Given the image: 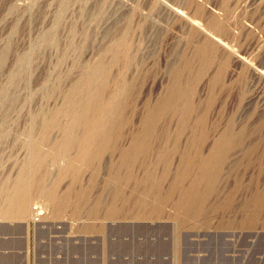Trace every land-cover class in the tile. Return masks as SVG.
I'll return each instance as SVG.
<instances>
[{"label":"rangeland","instance_id":"1","mask_svg":"<svg viewBox=\"0 0 264 264\" xmlns=\"http://www.w3.org/2000/svg\"><path fill=\"white\" fill-rule=\"evenodd\" d=\"M161 1L0 0V92L7 91L1 109L10 121L0 126V264H264V80L255 81L250 71L246 79L240 77L241 66L229 58L225 81L211 90L210 78L225 57L221 49L208 50L217 65L213 61L215 65L203 72L192 69L183 74L181 87L190 78L195 90L189 115L181 113L184 108L180 113H155L147 139L151 154L119 167L120 149L142 133L157 103H179L177 97L167 98L172 70L184 68V61L201 60L196 48L206 39L176 19L167 6L186 11L264 67V0ZM123 12L132 13L128 21L121 17ZM103 67L107 82L86 90L99 94L104 87L107 96L119 83L127 86L120 102L125 125L114 129L111 147L87 167L71 161L74 151L57 155L52 148L60 130L38 124L44 122V114L65 108L76 86H85V75ZM232 69L238 72L234 77ZM200 105H208L205 124L200 122ZM227 127L234 142L219 165L213 188L208 192L204 179L190 197L197 201L177 207L198 176L196 168L183 164L182 154L195 153L194 139L209 147ZM195 130H202L205 140L199 132L195 136ZM163 144L171 152L165 165L155 155ZM35 148L47 162L45 187L68 196V204L55 214L43 197L36 196L27 219L20 217L19 209L8 217L3 189L12 185L22 166H28ZM65 169L68 172L60 176ZM144 178H155L150 181L160 185L155 192L169 196L167 200L144 194ZM174 181L180 189H171ZM69 187L74 190L66 195Z\"/></svg>","mask_w":264,"mask_h":264},{"label":"bare ground","instance_id":"2","mask_svg":"<svg viewBox=\"0 0 264 264\" xmlns=\"http://www.w3.org/2000/svg\"><path fill=\"white\" fill-rule=\"evenodd\" d=\"M153 1H156V3L158 2V4H161V2H162L161 0H153ZM163 6H164V4H163ZM166 8L168 9L167 11H169L170 13H172L176 17V19H180L181 21H184L185 25H187L190 28V30L193 31V33L195 35L198 34L200 36H204V38L206 40H205L204 43L201 44V47L199 48L200 50L198 48H196L198 50V53H196V54H198L200 56L201 60L200 61L198 60L199 64H198L197 61H195V63H193L194 61L193 62L191 61L192 63H190V62L188 63V62L184 61V68L182 66V69L181 68L180 69L177 68V70H176V68H175V69L172 70V82H171V85L167 87V91H166L167 92V98L177 97L178 100H179V103H177V102L176 103H172L170 106L166 107L165 103H164V99H163V100H161L160 102L157 103V105L155 106L154 109H152V110L150 109L151 111L149 112V117L146 118V120L143 122V127L146 128V129L144 128L145 132H143L144 131L143 130L141 134H137V136H135V137L133 136L134 138H132V141L129 143V145L126 147V149L122 150L125 147H122V149H120L121 153H119L120 154L119 157H120L121 162H119L120 166H119V164H118V166L121 169L127 168L128 166H130V163L131 162H135L138 158L140 159L141 155H142V157L143 156L146 157V156L151 154L150 143H147V139H148V137L150 135V128L152 127V124H150V123H151V120H153L152 118L155 117L154 116L155 113L157 115L159 111L161 113V111H166V110L168 112H170V113H171V111L177 113L179 110L183 111L181 108H184L185 110L183 112H181V113L182 114L184 113L185 115H189L188 112L192 111L194 109V107L190 105V98H191L190 96L195 94L194 93L195 90L193 89V86H192L193 85V80L188 78L185 81V86L181 87L182 86V82L181 81L183 80V74L185 72H187V71L188 72L189 71L193 72L194 69H197V71H195L194 73H196V72L200 73V72H203V71L211 68L210 66H212V64L214 66L216 64V61H218V60L215 59L216 61H214V59H213L214 56H211V57L208 56V54H212L211 50L217 51L216 49L218 48L219 51L221 49L223 52H225V54L223 55L225 57L221 60V62H218V63H220V65H219L218 69L216 70V73H214V76H212L210 78V85H211L210 89L211 90L214 89V88L216 89V86L222 85L223 81H225V77H227L226 76L227 75V70L226 69L228 67H230L229 65L231 63V60L233 61V63L235 62L238 66L239 65L241 66L242 71H240V73H239L240 77L242 75H244V78H245L247 76V75H245V74H247V71H250V74L252 75V77H253V79L255 81L261 82V81L264 80V67H263V64L258 66L252 61V58L249 59L246 56H244L245 54L244 55L240 54V52H238L237 49H236L237 50L236 51L234 49V47L232 45H230L226 40H224L223 38H219L217 35H214L211 32L212 29H210L205 24H202V22L199 21L198 19L189 16L186 13V11L184 12L181 9L174 8V7L172 8V7H170V5L167 6ZM126 10H127V8H126ZM124 13H126V12H123V14ZM131 15H132V13L130 12V13L124 14L121 17H126L125 20L128 21L131 18ZM223 26H221V27H223ZM225 30L228 31L229 29L227 27H225ZM225 35H226V33H225ZM48 37H50L49 38L50 42L53 41L52 43H55L54 39L53 38L51 39L52 35L48 36ZM122 40H124L123 37H122ZM120 41L121 40H119V42ZM120 46L121 45H119V47ZM256 48H257V46H256ZM208 50L211 51V52L209 53ZM118 51H119V49H118ZM114 57H116V55ZM220 57H218V58L220 59ZM181 59H183V58H181ZM115 60H117V59H115ZM195 60H196V58H195ZM179 61H180V59H179ZM213 61L215 62V64H214ZM196 62H197L198 66L194 65V64H196ZM104 67H103V70H101V71L97 70L98 68L96 67L97 69L94 72L92 70L93 73L90 71L91 74H88L87 76L85 75V77L87 78L84 81L85 86H83L82 83H79L76 86V88L74 87L75 88L74 89L75 92H74V94L72 92L73 96L71 95L72 97H70L68 103L65 105V108L57 111L56 113H52L51 112L52 114L51 113L50 114L46 113L43 116L41 115L42 118L44 119V122H42L41 125L38 124V126H41L42 128H46L48 130L49 129L50 130L51 129H56L58 131L60 130L59 134H60V132H61V134H60V136L57 137L58 138L56 140L57 142L55 143L54 142L55 139H54L53 140L54 144L52 143L54 145L52 149L54 150V152L57 155H59V156H67V155H69V153L74 151L75 154H74V156H72L71 161L80 162L81 164H83V165H85L87 167L93 165L101 157V154L104 155L105 152L108 151V149L111 147L112 143H110V141L112 142L111 136H112V133H113L114 129L117 128L118 126H119L118 128H120V125H122V126L125 125V124H123V122H125V121L122 120L123 116H121V111L120 110L122 109L121 108L122 104H120V102H121V99L123 98L122 96H123V93L126 91V87L127 86L125 87V85L123 83H119L114 88V90L112 92L108 91L109 94L107 96L104 95V94H107V93L103 92L104 91V87H103V91L100 90L101 88L99 87L100 89H98V92L102 91V93H99V94H97V90H95V93L94 92L90 93V90H89V92H87V90L90 89L91 87H93V85H96V84L101 82L100 84H103L102 86H104V83L107 82V79L105 80V78H106L105 76H107V74H106V72L104 70L105 69ZM234 68H236V66ZM183 69H185V70H183ZM192 69H193V71H192ZM236 69H238V68H236ZM236 69L235 70L232 69L233 70L232 73H231L232 77H234L235 75L238 74ZM205 75H206V73H205ZM117 81H118V79H117ZM234 81L235 80H233V82ZM242 82H243V79H242ZM94 88H95V86H94ZM94 88H93V90H94ZM85 90H86V93H85ZM91 91H92V88H91ZM6 92H5V90L3 91V93L0 92V126H3V127H6L8 125V123L10 122L8 120V117H6V113L3 114L2 109H1V106H3L5 104V100H6V97H7V93ZM180 102H184L185 104L184 105H180ZM198 108L201 111V121L200 122L205 124L204 122H205V116L207 115V111L206 110L208 108V105H206V106L205 105H200ZM45 112H46V110H45ZM178 113H180V112H178ZM172 114H174V113H172ZM176 115L178 116V114H176ZM183 117L180 116V120ZM185 117L183 118L184 120H186ZM42 118H41V120H42ZM142 121H143V119H142ZM32 123L33 122H31V124ZM183 123L185 125L186 122L184 121ZM180 124L183 125L182 122H180ZM203 124H201V126ZM33 126H35V124ZM33 126L31 127V129L33 128ZM202 127H201V129H202ZM34 128L38 129L37 126H35ZM180 128H181V126H180ZM183 128L185 129L186 127H183ZM151 130H152V128H151ZM186 130H188V129L186 128ZM204 130H205V133H206L207 129L204 128ZM181 131H182V128H181ZM199 131L197 130V132H196V130H195L194 131V135L198 136V132ZM117 132H119V131H117ZM153 132H154V129H153ZM201 132H202V130H201ZM201 132H199V134H201L200 138L205 140L204 138L206 136H204L205 135L204 132H202V133ZM231 132L232 131H230V127H227V129L225 131H223L222 134H220L219 136H216L213 139V143H211V145L209 147H205V145H208L205 141H204L205 144L201 145V144H199V142H196V140L193 138L194 140L192 139L193 142L191 143L193 146L191 144H189V145L192 146L193 148L196 146L197 150L195 151V148L193 149V151L195 153H192L191 151H187V152L184 151L185 153H183V154L181 153L182 154V158H183V159L182 158L181 159L184 161L183 164L185 163L186 167L188 166L187 168H191V169L193 168V170H194V168H196L198 170V176L195 177L194 179L192 178L193 181H191L189 183V186H187L188 188H187L186 192L185 193L183 192L185 195L181 196V200L179 198L180 201L177 202V204H176L177 207H179V208L180 207H186V206H189L192 203H195L197 201V200L191 199L190 197L193 196L196 193L197 188H199V187L204 185V184L202 185V183L204 182V179L207 180V181L205 180V182H206L205 189L207 188V190L209 192L211 190V188H213V187H211L212 186V181L215 180V178L217 177L216 175L220 171L219 165L221 164V162H223V159L225 158L227 153L231 150L229 148L231 147L232 143L234 142L233 141V136L234 135L232 136L233 133L231 134ZM166 135H167V133H166ZM192 135H193V133H192ZM202 135L204 136V138H202L203 137ZM206 135H207V133H206ZM48 138H50V136ZM48 138H47L46 142L47 141H51V140H48ZM197 140L201 141L199 138ZM164 142H166V141H164ZM34 144H35V142H34ZM154 146H152V147H154ZM177 147H175V148H177ZM38 148H39V146H38ZM114 148H116V147H114ZM158 148L159 149L157 150L155 155L157 156V158L162 163L165 162V164H166L168 158H170L169 155H170L171 152L169 153V151H168V149H167L165 144L160 145ZM29 150H31V148ZM116 150H118V149L116 148ZM152 150H153V148H152ZM173 150H175V149H173ZM190 150H192V148ZM153 152H152V154H153ZM30 153H32V152H30ZM28 155H29V153H28ZM28 163H27V165H28L27 167H25V166L23 167L22 166V169L18 172L17 178L13 181L12 185L10 187H8V188L3 189V194H4L3 196L5 197V201H4V205L3 206H4V208H7L6 211H8V213H9V214H7V216L8 217L11 216L10 212H12V210L19 209L20 210V217L23 216L24 219L25 218L27 219L29 214L32 212L31 211L32 209H30V208H33L32 207V199H33V197H36V196L43 197L46 200V202H47V207L50 208L55 214L57 212L61 211V209L64 207V205L68 204L67 203V199H69V198H67L68 196L66 197L64 195H62V196L58 195L57 191L53 187H51V188L48 187V189L45 187L44 181L46 180L45 179L46 177H43L42 174H43V169H44L43 167H44V165L47 162L44 160V156L42 155L41 152H39L37 150V148L33 149V156L30 157ZM72 163L71 162H70V164L68 163L69 164L68 167L71 168L72 167ZM194 166H196V167H194ZM66 170H68V169H65L64 171L62 170L63 171V172L61 171L62 174L61 175L59 174V175L60 176H64V174H66L68 172ZM39 174L42 175V178L41 177L37 178V175H39ZM46 174H48V173H46ZM75 175H76V177H75ZM75 175H74V178L76 179L78 177V173L75 174ZM176 177H177V175H176ZM181 177L184 179L186 176H185V174H183V176H181ZM37 179H39V180H37ZM154 179L152 178V179H148V180L145 181V178H144V183L147 186V188H145L143 190H145L147 192H144V191L143 192H144V194L150 192V193H153L152 196L156 195V196L160 197V195H161V194H159L160 191L157 192V193L155 192L157 190V187L159 188L160 185H158L156 187L155 183L151 184V182H150V181L153 182ZM172 185H173L172 188H171L172 190H177V188L180 189V186L178 187L177 183H175V181L173 182ZM73 190H74L73 187H69L68 189H66L67 193H65V192L64 193L66 195H68V194H70L69 191L72 192ZM207 190H206V193H208ZM74 193H75V191H74ZM169 193L171 195V192H169ZM172 193H173V191H172ZM72 195L73 194L71 193V195H69V196L71 197ZM147 195H145V197ZM152 196L150 195V196H147V197L150 198ZM156 196H155V198H156ZM168 197L169 196L166 195L165 198H162V197H160V198H162V200H164V199L167 200L166 198H168ZM170 197H172V196H170ZM182 197H185V199L184 198L182 199ZM160 198L158 200H160ZM186 199H188V200H186ZM164 201H163V203H164ZM138 203H140V202H138ZM97 214H98L97 210L93 211V215H97Z\"/></svg>","mask_w":264,"mask_h":264}]
</instances>
